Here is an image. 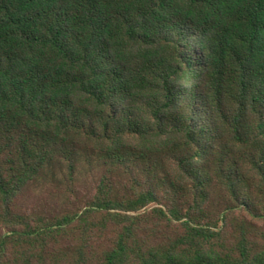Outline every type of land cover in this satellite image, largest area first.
Segmentation results:
<instances>
[{
    "label": "trees",
    "instance_id": "1",
    "mask_svg": "<svg viewBox=\"0 0 264 264\" xmlns=\"http://www.w3.org/2000/svg\"><path fill=\"white\" fill-rule=\"evenodd\" d=\"M89 165L94 195L0 264L58 236L69 264H264V0H0V217Z\"/></svg>",
    "mask_w": 264,
    "mask_h": 264
},
{
    "label": "rangeland",
    "instance_id": "2",
    "mask_svg": "<svg viewBox=\"0 0 264 264\" xmlns=\"http://www.w3.org/2000/svg\"><path fill=\"white\" fill-rule=\"evenodd\" d=\"M82 171L83 173L80 172L77 175L78 179L75 183L69 187V191L66 190L65 186H62L60 189L55 183L49 181H40L38 183L26 185L25 188L20 190L14 200V212L17 214L9 218V220H18L19 218H17V216L23 214L25 215V222L11 224L8 219L0 217V236L12 228L23 230L30 223L32 225H37L38 223L42 225L45 221L55 220L63 214L64 211H72L80 208L88 198L90 199V197L94 195L102 169L99 170L95 165H89L82 168ZM119 177L121 179L123 177L122 181L129 178L134 180V175L124 173L122 176V172ZM223 195L224 193L222 192L216 193L215 202H220V200L223 199ZM262 199V205H264V197ZM155 206L161 205L151 203L147 209L150 210ZM255 221L258 224L257 241L262 243V238L264 237V219L258 218ZM114 230V227L108 231L105 230L106 232L96 230L92 236V238L95 237V239L90 242L98 244L100 247H105L109 239L113 236ZM76 243L77 240H74L72 236L69 238L58 236L55 239H50L48 244L44 246H42L40 242L34 243V246L29 243L21 244V242H16V246L10 248L7 259L11 261V264H42L41 260L40 262L38 261V256L42 255L45 258V264H47L50 261L49 257L53 256L54 253L62 256L67 253L70 257L69 261H62L61 264H69L76 256L75 251H73V247ZM18 252L19 254H17Z\"/></svg>",
    "mask_w": 264,
    "mask_h": 264
}]
</instances>
